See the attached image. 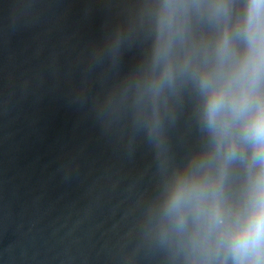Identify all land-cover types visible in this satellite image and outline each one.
I'll list each match as a JSON object with an SVG mask.
<instances>
[{
	"label": "water",
	"instance_id": "obj_1",
	"mask_svg": "<svg viewBox=\"0 0 264 264\" xmlns=\"http://www.w3.org/2000/svg\"><path fill=\"white\" fill-rule=\"evenodd\" d=\"M249 2L0 0V264H234L264 196Z\"/></svg>",
	"mask_w": 264,
	"mask_h": 264
},
{
	"label": "clouds",
	"instance_id": "obj_2",
	"mask_svg": "<svg viewBox=\"0 0 264 264\" xmlns=\"http://www.w3.org/2000/svg\"><path fill=\"white\" fill-rule=\"evenodd\" d=\"M247 36L249 44L264 49V0H250L247 12ZM224 100L213 96L209 105L210 122L214 123L216 113L223 107ZM233 108L244 111L245 97L233 103ZM246 135L257 150L258 159L264 162V105L257 107L246 124ZM176 206L173 201L172 207ZM230 248L234 264H264V196L253 208L243 224H239L230 236Z\"/></svg>",
	"mask_w": 264,
	"mask_h": 264
}]
</instances>
